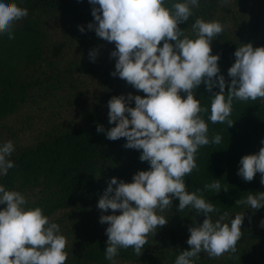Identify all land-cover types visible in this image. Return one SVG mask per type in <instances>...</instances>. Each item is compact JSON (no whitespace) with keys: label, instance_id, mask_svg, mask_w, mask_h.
Listing matches in <instances>:
<instances>
[{"label":"trees","instance_id":"obj_1","mask_svg":"<svg viewBox=\"0 0 264 264\" xmlns=\"http://www.w3.org/2000/svg\"><path fill=\"white\" fill-rule=\"evenodd\" d=\"M28 9V16L13 27L14 39L0 34V140L12 141L15 151L9 157L14 167L6 176H0V185L15 190L27 200L26 209L39 207L52 222L59 224L60 234L66 237L65 264H111L105 259L104 249L107 224L99 217L113 214L97 208L99 197L115 177L126 183L138 171L150 169L148 162L140 161L142 150L126 148V138L115 141L106 132L115 124L108 122V101L113 96L145 94L126 81L110 73L115 71L114 42L99 38L88 23H94L89 0H14ZM183 0H165V6ZM96 7H99L98 5ZM193 15L178 27L194 39L191 25L196 18L216 20L225 26L224 31L211 42L213 55L219 54L218 67L226 82H230L228 69L235 61L234 52L241 44L264 46V19L259 10H250V0H199ZM78 26L85 31L81 33ZM174 43V42H173ZM162 46V42L161 45ZM98 50L95 62L89 51ZM213 88V92H218ZM227 91V86L225 92ZM183 98L186 94L181 92ZM212 93L203 84L195 91L202 107H209ZM227 94L225 93V96ZM68 98L66 108L71 117L52 122L38 129L27 144L18 140L24 129L13 130L10 119L28 106ZM129 107L135 102L128 101ZM127 115V114H126ZM208 113H201L208 125V137L219 134V145L201 146L196 153L197 168L185 179L186 190L196 192L218 208L211 213L215 221L224 212L234 218L244 213L243 233L235 253L223 260L209 258L201 252L194 264H264V207L251 210L237 205V199L250 193L264 192L260 173L251 182L237 175L240 159L258 153L264 146V99L233 101L229 119L234 123L213 124ZM102 125L104 132H97ZM131 127V126H130ZM26 133V132H25ZM218 179L222 190L215 193L204 186ZM115 187V185H113ZM227 188L225 193L223 189ZM179 201L158 215L168 219L165 226H157L149 234L142 255L137 257L132 248L119 249L115 262H142L143 264H174L176 256L190 246L188 229L205 219L190 207L177 212ZM6 207L0 205V209ZM115 214L119 215V211ZM227 222V221H226Z\"/></svg>","mask_w":264,"mask_h":264},{"label":"clouds","instance_id":"obj_2","mask_svg":"<svg viewBox=\"0 0 264 264\" xmlns=\"http://www.w3.org/2000/svg\"><path fill=\"white\" fill-rule=\"evenodd\" d=\"M89 3L93 6L94 23H88V29L115 44L110 53V57L116 58L115 71L110 74L145 94L141 97L129 93L127 100L123 95L113 96L108 101V122L115 126L107 130L106 137L112 141L126 138L124 146L142 150L140 161L150 165L149 170L134 174L131 183L111 178L98 199L97 208L102 213H113L99 217L101 224L108 225L105 259L115 264L114 257L121 248H132L137 257L141 256L149 234L168 223L157 210L171 209L174 199L179 201L177 212L190 207L205 216L201 224L194 223L188 229L186 243L190 248L179 252L174 264H194L201 252L209 258L235 253L243 235L244 213L232 218L224 212L213 221L210 214L220 210L197 194L200 189L188 192L184 178L197 168L198 149L219 145L222 140L219 134L209 139L208 125L201 113L210 111L208 119L213 124L227 123L231 127L234 122L229 117L234 100L264 99V46L254 48L245 43L237 47L235 61L228 69L231 79L226 82L218 67L219 54H211V42L225 26L216 20L196 18L191 25L194 39L178 27L193 15L199 0H183L171 7L165 6V0ZM228 3L229 0H221V6ZM27 16L28 9L14 0H0V34L14 39L15 23ZM78 28L81 33L85 31L82 26ZM97 56V49L89 51L90 61L95 62ZM201 84L212 93L210 109L202 107L195 98ZM213 88L219 91L213 92ZM181 92L186 94L183 98ZM133 100L135 107H129L128 101ZM96 130L105 131L102 125ZM261 144L264 145V139ZM14 151L10 140L0 145V176H6L15 166L9 159ZM239 164L238 176L251 182L260 173V183L264 185V146L256 154L243 156ZM204 188L215 193L222 190L218 179ZM26 204L23 194L0 185V205L6 206L0 210V264H65L67 239L60 234L59 224L44 215L41 208L26 209ZM235 204L258 210L264 207V192H249ZM117 211L119 215L115 214ZM260 226L264 227V220Z\"/></svg>","mask_w":264,"mask_h":264},{"label":"rangeland","instance_id":"obj_3","mask_svg":"<svg viewBox=\"0 0 264 264\" xmlns=\"http://www.w3.org/2000/svg\"><path fill=\"white\" fill-rule=\"evenodd\" d=\"M250 10H259L264 19V0H250ZM68 98H58L57 100L46 102L39 105L28 106L22 110V112L10 119L9 125L13 127V130L23 128L25 131L22 136L18 137L21 144H27L31 140V137L40 128H45L52 122H56L63 118H68L71 115L68 110L66 103ZM26 132V133H25ZM7 139H1L0 145L7 142ZM5 208V207H3ZM2 208V209H3ZM0 209V210H2ZM228 253L217 259L223 260L227 257ZM115 264H143L142 262H115Z\"/></svg>","mask_w":264,"mask_h":264}]
</instances>
